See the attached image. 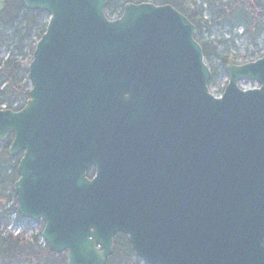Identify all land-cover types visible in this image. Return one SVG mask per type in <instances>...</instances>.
I'll return each instance as SVG.
<instances>
[{"label": "water", "instance_id": "95a60500", "mask_svg": "<svg viewBox=\"0 0 264 264\" xmlns=\"http://www.w3.org/2000/svg\"><path fill=\"white\" fill-rule=\"evenodd\" d=\"M19 1L48 21L0 142L21 154L17 211L49 249L106 264L123 234L145 264H264V56L227 64L216 98L195 26L170 5L110 19L107 0Z\"/></svg>", "mask_w": 264, "mask_h": 264}, {"label": "trees", "instance_id": "16d2710c", "mask_svg": "<svg viewBox=\"0 0 264 264\" xmlns=\"http://www.w3.org/2000/svg\"><path fill=\"white\" fill-rule=\"evenodd\" d=\"M147 2L170 5L195 26V40L202 48L204 60H216L219 63L216 67H210L209 87L215 85V79L219 76L226 77L227 64L236 63L218 52L225 41H205L204 35L211 36L214 30L226 28L229 37L233 38L241 30L240 36L255 48L264 39V0H107L105 13L113 18L121 15L127 3ZM47 20L45 12L26 10L19 0L5 1L4 12L0 14V47L13 45L16 59L22 58L28 47L29 58L24 66L22 62L11 59L0 63V105L6 103L11 107L19 103V110L27 100L30 89L27 67L35 44L45 32ZM6 31H9V37L4 35ZM10 143L11 137L0 143V264H66L64 255L53 253L47 244H39L36 236L4 233L3 228L7 226L12 213L17 215V222L26 223L25 233L34 224L23 219L17 212L13 186L18 179L16 168L20 155H8ZM93 175L94 169L90 168L87 177L92 178ZM37 224L41 234L43 224ZM106 264H141V261L134 257L126 236L117 234L113 254Z\"/></svg>", "mask_w": 264, "mask_h": 264}, {"label": "rangeland", "instance_id": "374dc122", "mask_svg": "<svg viewBox=\"0 0 264 264\" xmlns=\"http://www.w3.org/2000/svg\"><path fill=\"white\" fill-rule=\"evenodd\" d=\"M182 1V0H181ZM184 2H189V0H184ZM118 16H114L116 18ZM226 28H220L214 30L211 36L204 35L205 41H213V42H222L225 41L226 43L219 47L218 52L227 56L230 61H234L236 64H243L250 61H254L264 55V39L261 40L258 47L255 48L250 46L247 42H245L244 38L240 36L241 30L237 31V34L234 35L233 38H230ZM5 36H10L9 31L4 32ZM29 48L27 47L24 51V55L22 58L16 59L17 53L13 49V45L10 46H3L0 47V63H4L5 60L11 59L17 60L18 62H22L23 66L27 63L29 58ZM208 67H216L219 63L216 60L205 61ZM227 77L223 75L219 76L215 79V85L213 88L220 87L225 82H227ZM19 104V103H18ZM6 105V103H3ZM33 228L32 233H27V236L36 235L39 232L40 226L38 224L32 225ZM4 233H11L12 231L9 228H3ZM143 264V263H141Z\"/></svg>", "mask_w": 264, "mask_h": 264}, {"label": "built area", "instance_id": "2783aa9c", "mask_svg": "<svg viewBox=\"0 0 264 264\" xmlns=\"http://www.w3.org/2000/svg\"><path fill=\"white\" fill-rule=\"evenodd\" d=\"M254 87H256V86H254ZM220 90H221L220 88H217V89L214 90V93H215L216 95H219V94H220ZM2 108H5V107L3 106ZM11 217L14 218L15 215H12ZM20 228H21V227H18V228H17V230H16V232H15L16 234L19 232V229H20Z\"/></svg>", "mask_w": 264, "mask_h": 264}]
</instances>
